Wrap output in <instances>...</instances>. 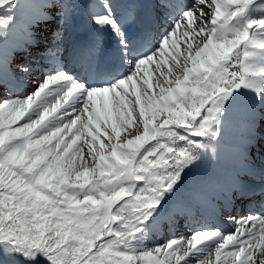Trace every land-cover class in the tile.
Segmentation results:
<instances>
[{
  "label": "snow or ice",
  "instance_id": "obj_1",
  "mask_svg": "<svg viewBox=\"0 0 264 264\" xmlns=\"http://www.w3.org/2000/svg\"><path fill=\"white\" fill-rule=\"evenodd\" d=\"M81 2L92 24L111 29L128 72L90 89L58 72L23 99L0 100V264H186L190 258L192 264H264V214L254 206L255 189L239 180L242 175L264 180V168L254 166L249 151L257 140V121L264 119V81L255 79L264 77V68L257 67L264 60V15L249 13H264V0H156L167 13L166 27L161 31L160 21L147 15L136 38L125 33V26L140 22L135 0L119 15L114 0H47L60 17L54 42L63 41ZM15 7L14 0H0V39L11 31ZM174 36L164 72L161 57ZM98 50L96 40L85 55L95 57ZM61 51L50 47L42 55L58 60ZM154 58L153 71L160 73L154 85L145 79L135 92L132 82L139 83L142 66ZM17 70L27 74L29 67L17 65ZM6 72L0 55V84ZM50 85L59 87L48 91ZM241 88L252 90L255 102L247 105L249 135L235 150L236 167L228 175L224 219L232 230L194 231L138 250L136 234L194 161L186 149L159 154L155 148L142 149L160 136L175 135V129L184 130L179 139L191 147H207L202 141L216 139L212 125L219 123L225 101ZM76 97L79 108L70 103ZM101 97H110L118 116L110 131L107 105L97 107ZM210 151L215 161L217 149ZM224 190L217 181L204 180L191 198L211 203ZM231 192L252 200L243 215L231 214ZM191 214L177 204L161 223L171 228L177 215ZM208 242L211 246L202 249Z\"/></svg>",
  "mask_w": 264,
  "mask_h": 264
},
{
  "label": "bare ground",
  "instance_id": "obj_2",
  "mask_svg": "<svg viewBox=\"0 0 264 264\" xmlns=\"http://www.w3.org/2000/svg\"><path fill=\"white\" fill-rule=\"evenodd\" d=\"M118 2H119V0H114V3H117V6L118 7H121L120 5H118ZM85 8V4L84 3H78V10L80 9L81 10V13H83L82 11H83V9ZM101 11H102V9H101ZM117 12V11H116ZM249 16L250 17H253V18H255V17H258L259 15H258V13L256 12V11H251L250 13H249ZM90 26H94V28H89V30L91 31V33H96L98 36L100 35V34H102V36H103V29L100 31V29H98L97 27H96V25H94V24H90ZM61 27V26H60ZM166 27V26H165ZM71 30H79V25H77V24H73L72 26H71ZM178 32H179V30H178ZM176 36H174V37H172L171 39H170V41H169V45L168 46H166L165 47V52L167 53V51L170 49V45H171V40L172 39H174ZM91 45V43L88 45V48H89V46ZM165 58V57H164ZM168 57H166V59H167ZM155 59V58H154ZM161 59H163V57H161ZM165 60V59H164ZM155 61H156V59H155ZM144 67L148 70V69H150L151 68V66L150 65H144ZM43 81H41V82H39V84L40 83H42ZM151 82V81H150ZM150 82H148V83H150ZM39 84H38V86H39ZM31 93H34L33 91H30V92H28V95L29 94H31ZM103 98H105V97H103ZM14 99H19V98H16V97H12L11 98V100H14ZM48 99V98H47ZM106 99H109V101H110V97H107ZM109 105H112V107L114 108V105L112 104V103H110ZM108 111V110H107ZM111 117V119H114L115 120V118H114V113L112 112V115L110 116ZM233 117V115H230V118H232ZM112 124V123H111ZM110 124V125H111ZM217 124L216 123H214L212 126H216ZM225 126L222 124L221 126H217V128H214L213 129V127H212V129L213 130H215L216 132H217V141L218 142H221V143H226V136H221L220 135V133H219V130L220 129H222V128H224ZM207 162H206V160H203V161H200L199 162V165H204V164H206ZM194 166H196V164H193L192 165V167H194ZM191 167V166H190ZM190 170H192V169H190ZM236 213V215L237 214H239L238 212H235ZM189 233H187L186 234V236L188 235ZM212 244V243H211ZM211 246V245H210ZM203 249V248H202ZM203 255V254H202Z\"/></svg>",
  "mask_w": 264,
  "mask_h": 264
},
{
  "label": "rangeland",
  "instance_id": "obj_3",
  "mask_svg": "<svg viewBox=\"0 0 264 264\" xmlns=\"http://www.w3.org/2000/svg\"><path fill=\"white\" fill-rule=\"evenodd\" d=\"M31 3L34 4L35 7L38 8V9H41V8H43L44 5H47L46 2H45V0H40L39 3H36V2H34L32 0ZM23 27H24V24L20 20H16L15 19V22H14L12 28H11V31L5 33L6 39H7V42L6 43L10 44L15 39L16 40L22 39L21 38L22 36H29V35H27V32L25 31V29ZM35 37L40 38L39 36H35ZM1 41H3V39H0V42ZM177 50H180L179 47L177 48ZM155 80H156V78L154 79V81ZM148 82H150V81L148 80ZM150 83H152V81ZM25 97H27V95L26 96H23V98H25ZM132 99L135 100V95H132ZM0 100H4V98H1L0 97ZM103 107H105V106H103ZM107 110H108L107 113L112 112V108L110 107V105L107 106ZM137 114H138V110H137ZM135 120H136V117H133L132 124L129 125V127H131V128H134L135 127ZM115 122H117V120ZM111 123H112V119H110V122H109V125H108L109 131L111 130V125H110ZM101 130L103 131V128ZM124 134H125V132L122 130L121 131V135L123 136ZM78 143H79V141H78ZM146 149L148 150L149 149V146H146L145 145V149L144 150H146Z\"/></svg>",
  "mask_w": 264,
  "mask_h": 264
}]
</instances>
